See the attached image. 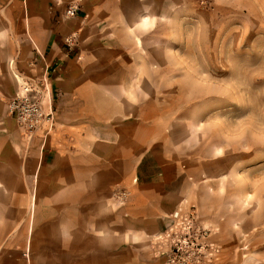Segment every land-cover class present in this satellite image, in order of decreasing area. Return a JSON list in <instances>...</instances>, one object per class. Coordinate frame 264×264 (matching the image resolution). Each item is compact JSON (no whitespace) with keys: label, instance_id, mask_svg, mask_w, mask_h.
Masks as SVG:
<instances>
[{"label":"rangeland","instance_id":"374dc122","mask_svg":"<svg viewBox=\"0 0 264 264\" xmlns=\"http://www.w3.org/2000/svg\"><path fill=\"white\" fill-rule=\"evenodd\" d=\"M73 1L0 0V75H14V97L29 80L53 115L61 98L45 78L36 81L19 71L21 62L29 61L21 60L27 53L36 67L39 30L45 42H59L69 53L68 69L81 71H64L69 84L84 79L91 84L93 118L116 112L119 121L135 119L141 138L160 142L169 159L180 161L182 175L171 187L180 188L186 212L211 230L216 264H264V0H113L107 10L80 21L81 7L69 14ZM31 20L45 26L34 27ZM17 126L33 155L40 148L33 140L41 137L46 149L45 140L52 133L57 138L55 116L31 136ZM62 129L63 134L67 129ZM48 160L44 153L43 161ZM130 174V184L124 179L100 197L60 205L75 223L70 235L64 234L68 218L36 217L38 211L57 210V204L38 202L42 190L50 189L0 187V264L24 258L30 264H69L68 247L56 246L57 239H79L84 232L78 229L115 225V207L138 194L143 176L157 175V168L152 160L141 173L124 172ZM170 198L160 204L164 212ZM152 218L146 228L155 231ZM117 224L131 226L125 217ZM90 236L108 245L118 238ZM122 238L131 244L130 237ZM138 246L143 253L153 249L154 236Z\"/></svg>","mask_w":264,"mask_h":264},{"label":"crops","instance_id":"0c3cea01","mask_svg":"<svg viewBox=\"0 0 264 264\" xmlns=\"http://www.w3.org/2000/svg\"><path fill=\"white\" fill-rule=\"evenodd\" d=\"M73 4L81 7L76 19L80 21L88 15L93 17L107 10L113 0H74ZM31 23L34 27L45 26L33 20ZM34 34L38 43L37 51H33L36 67H32L30 61L33 58H27V53L26 57L22 55L24 58L21 60L29 61L21 62L19 71L23 77L36 81L45 78L53 90L59 92L61 98L54 103L57 138L52 133L45 140L46 149L41 145V137L33 140L31 145L40 146L38 155L28 150L9 108V102L18 89L16 79L11 72L0 75V187L50 189L42 190L38 202L57 204V210H41L36 217L41 220L56 217L65 220L70 214L61 211L60 205H74L89 195L100 197L108 189L123 184L124 179L130 184L132 176H124V172L134 168L135 173H141L142 167L153 160L157 175L142 174V181L138 183L139 193L133 194L124 207H115L119 212L115 225L98 230L78 229L84 232L83 238L69 237L66 242L57 239L55 245L68 247L69 264H164V257L158 255L155 237L172 224L174 211L188 210L180 188L175 190L171 187L182 175L180 161L169 159L160 142L141 138L139 123L135 119L119 121L116 112L110 117L93 118L91 106L88 105L91 84L86 79L82 82L78 80L75 85L69 84L64 71L69 75H79L78 71L81 72L65 66L69 53L61 48L59 42L54 45L45 42L41 31L35 30ZM113 96L117 100L116 94ZM62 127V130L67 129L63 134L60 131ZM39 133L42 134L41 130ZM44 153L49 156L47 162L43 161ZM125 166L132 168L126 169ZM168 195L172 202L164 212L160 204ZM124 217L131 225L128 228L117 224ZM150 217L157 225L155 231L146 228ZM69 219L67 226L64 225L67 227L64 234L68 235L76 231L75 223ZM90 235L118 238L108 245L107 242L93 240ZM124 235L130 237L131 244L124 245ZM152 236L153 249L141 252L138 245L141 242L147 244ZM11 264H30V260L24 258Z\"/></svg>","mask_w":264,"mask_h":264},{"label":"built area","instance_id":"2783aa9c","mask_svg":"<svg viewBox=\"0 0 264 264\" xmlns=\"http://www.w3.org/2000/svg\"><path fill=\"white\" fill-rule=\"evenodd\" d=\"M77 8V5H72L69 14L75 15ZM67 42L71 46L74 37ZM34 91H37L35 85L29 80H23L18 94L9 102L11 115L29 136L43 124L54 120L53 108L48 110L35 97ZM172 221L169 227L158 232L155 237L156 243L161 246L160 250L166 255L164 264H216L218 247L210 241L209 228L199 225L193 213L181 210L172 213Z\"/></svg>","mask_w":264,"mask_h":264},{"label":"bare ground","instance_id":"6f19581e","mask_svg":"<svg viewBox=\"0 0 264 264\" xmlns=\"http://www.w3.org/2000/svg\"><path fill=\"white\" fill-rule=\"evenodd\" d=\"M30 16H28V22L30 23ZM11 65H12V67H14V63L13 62H11ZM18 76V75H17ZM18 78H19V76H18ZM20 79V78H19Z\"/></svg>","mask_w":264,"mask_h":264}]
</instances>
